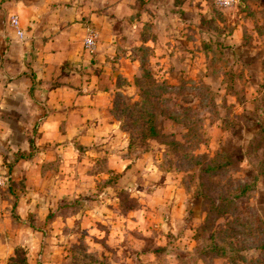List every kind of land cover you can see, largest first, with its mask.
<instances>
[{"label":"rangeland","instance_id":"rangeland-1","mask_svg":"<svg viewBox=\"0 0 264 264\" xmlns=\"http://www.w3.org/2000/svg\"><path fill=\"white\" fill-rule=\"evenodd\" d=\"M208 1L219 38L197 41L203 39L199 49L211 52V58L197 60L206 66L205 74L163 73L172 59L174 64L184 62L181 56L200 50L195 45L192 53L183 52L177 38H158L152 24L146 23L143 29L150 32L136 48L141 71L130 82L122 78L115 91L130 107L143 101V90L149 95L159 136L146 137L135 130L126 108L120 114L125 129L113 117L128 140L125 158L154 164L152 180L132 187L121 181L122 175H110L98 183L96 192L80 199L82 205L64 201L55 214L21 223L14 191L24 192L23 186L11 181L10 172L2 174L0 189L9 188L14 196L7 206L11 218L4 223L9 229L0 234V264H264V38L254 37L252 21L245 38H220L229 31L222 24H233L242 3L249 7L264 0H240L231 9ZM260 33L264 35V30ZM228 48L241 54L225 60L223 51ZM145 71L155 81V91L149 77L143 78ZM99 165V170L107 167L105 161ZM165 181L174 200H186L194 208L174 233H166L162 225L167 224L157 223L159 210L142 201L146 186L150 190ZM100 197L103 201L110 197L106 209L123 219L111 226L98 215L87 216L82 224L75 220L66 225ZM140 211L145 213L133 217ZM128 218L137 225L126 228L128 222L123 221Z\"/></svg>","mask_w":264,"mask_h":264},{"label":"crops","instance_id":"crops-1","mask_svg":"<svg viewBox=\"0 0 264 264\" xmlns=\"http://www.w3.org/2000/svg\"><path fill=\"white\" fill-rule=\"evenodd\" d=\"M250 5H240L233 24H222L229 31L220 38H245L247 27L251 33L253 26L259 29L254 37L264 38V4ZM213 12L208 0H0V176L10 172L11 181L23 186L24 192L14 191L21 223L55 214L64 201L80 205L110 175H122L121 181L132 187L152 180L154 164L133 163L124 156L128 140L111 112L115 91L122 78L130 82L141 71L136 48L150 32L143 29L146 23L158 38H177L183 52L200 50L181 56L184 62L172 59L163 73L205 74L206 66L197 60L211 58V52L199 49L203 39L197 41L219 38ZM12 15L20 19L24 40L10 27ZM89 25L99 33L94 53L84 49ZM223 52L229 61L241 54L230 48ZM104 161L107 167L99 170ZM152 186L141 191L142 201L159 210L157 223L174 233L194 214L193 203L174 200L166 181ZM13 196L9 188L0 189V234L9 229L4 223L11 218L7 206ZM100 198L66 225L75 220L82 224L87 216L98 215L111 226L123 219L106 209L110 197ZM136 221L123 222L130 229Z\"/></svg>","mask_w":264,"mask_h":264},{"label":"trees","instance_id":"trees-1","mask_svg":"<svg viewBox=\"0 0 264 264\" xmlns=\"http://www.w3.org/2000/svg\"><path fill=\"white\" fill-rule=\"evenodd\" d=\"M149 77V82L150 84H153L154 91L156 89V83L153 81V78L151 77L150 73L145 71L143 73V78ZM149 92H152V89L150 88L148 90ZM149 95L146 94V92L143 90V101L135 104L134 106L130 107V105H124L120 98L116 95L114 98V104H113V109H112V115L121 122V129H125V122L121 120L120 114L122 113L123 109L126 108L128 117L130 120L133 122V128L137 130L139 133L146 137H151V136H159V132L157 130V117L155 114V111L153 110V106L148 100ZM134 110V111H133ZM132 111L137 114V118L133 116ZM125 112V109H124ZM129 143V150L132 148V140L133 137L131 135ZM219 207L216 206L215 209H218Z\"/></svg>","mask_w":264,"mask_h":264},{"label":"built area","instance_id":"built-area-1","mask_svg":"<svg viewBox=\"0 0 264 264\" xmlns=\"http://www.w3.org/2000/svg\"><path fill=\"white\" fill-rule=\"evenodd\" d=\"M240 0H216V4L218 7L222 9H231L235 8L239 5ZM10 27L14 30L17 37L20 40L25 39V34L21 29L20 19L16 15H12L10 18ZM99 43V33L98 31L91 25L86 26V35L84 38V49L89 53H94L97 50ZM4 185V182L0 179V186Z\"/></svg>","mask_w":264,"mask_h":264}]
</instances>
